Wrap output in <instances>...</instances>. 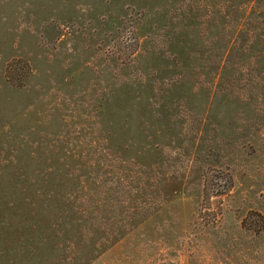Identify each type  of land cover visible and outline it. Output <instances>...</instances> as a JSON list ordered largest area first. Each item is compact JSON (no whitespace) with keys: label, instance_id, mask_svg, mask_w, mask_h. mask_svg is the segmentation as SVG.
<instances>
[{"label":"rangeland","instance_id":"obj_1","mask_svg":"<svg viewBox=\"0 0 264 264\" xmlns=\"http://www.w3.org/2000/svg\"><path fill=\"white\" fill-rule=\"evenodd\" d=\"M0 264H264V0H0Z\"/></svg>","mask_w":264,"mask_h":264}]
</instances>
